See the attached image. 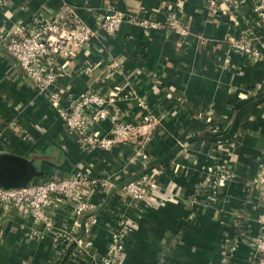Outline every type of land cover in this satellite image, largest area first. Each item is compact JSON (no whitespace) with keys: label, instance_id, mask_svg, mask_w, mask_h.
I'll use <instances>...</instances> for the list:
<instances>
[{"label":"crops","instance_id":"crops-1","mask_svg":"<svg viewBox=\"0 0 264 264\" xmlns=\"http://www.w3.org/2000/svg\"><path fill=\"white\" fill-rule=\"evenodd\" d=\"M206 4L0 0V155L34 159L44 172L34 182L92 164L90 175L99 178L91 198L95 214L84 221L95 219L92 253L112 250L113 227L123 217L130 222L124 264H248L253 253L248 239L258 235L264 211V56L253 60L230 40L257 37L256 46L264 53V23L254 0H245L233 19L227 12L212 16ZM113 9L156 21L173 11L189 33L126 22L107 36L99 23ZM72 12L97 34L76 47L74 56L60 55L61 63L70 60L54 88L70 86L74 95L89 87L108 93L118 89L111 113L141 125L132 140L111 149H81L47 95L23 76L5 46L4 37L20 33L35 17ZM111 61L118 64L115 75L109 74ZM146 115L153 123L145 124ZM111 126L110 118L96 125L106 136ZM144 167L161 185L158 198L123 197L115 186ZM22 210H0V264H58L74 231L81 232L72 204L61 202L47 210L52 231ZM77 249H71L64 264H97L77 259Z\"/></svg>","mask_w":264,"mask_h":264},{"label":"built area","instance_id":"built-area-1","mask_svg":"<svg viewBox=\"0 0 264 264\" xmlns=\"http://www.w3.org/2000/svg\"><path fill=\"white\" fill-rule=\"evenodd\" d=\"M244 1L207 0L206 5L212 16L227 12L233 19ZM254 11L260 22L264 23V0H254ZM126 22L135 23L147 29L164 27L183 36H187L189 33L188 27L173 11L166 15L164 21H156L141 19L138 15L113 9L102 15L99 28L105 35L113 36ZM96 34L97 31L91 29L76 13L72 12L71 15L66 16L62 14L50 17L37 16L20 33L16 32L4 37L8 52L47 95L59 115L66 122L70 132L77 137L83 150L111 149L118 142L132 140L141 125L120 119L117 111L114 114L111 113V110L116 108L118 89L108 93L89 87L74 95L70 86L61 89L54 88L58 77L63 74L65 66L70 60H66V63L63 64L59 61L60 55L74 56V49L86 45ZM230 41L235 49L253 60H261L264 56L262 48L256 46L257 37L231 39ZM118 71V64L111 61L109 74L115 75ZM140 105L145 107V101L140 102ZM107 118L112 121L109 136L103 135L96 127ZM143 118L145 124L154 121L150 115ZM180 145L183 146L184 143H180ZM83 167L88 168L85 170H81V168L80 171L68 177H57L36 182L25 188L0 189V210L5 212L10 206L23 209L22 211L31 213L38 220L44 222L47 229L50 230L53 226V220L47 210L57 206L58 203L65 202L72 204V215L77 227H79L81 216L91 208V198L98 187L99 180V178H92L90 175V171L93 170L92 164ZM218 171L222 172V175L225 170L220 168ZM206 179L209 180V177ZM260 181L264 196V168L260 175ZM160 188V183L155 180L153 172L148 169L124 182L119 188V192L123 197L146 202L150 198L157 199L161 193ZM93 219L94 217L91 216L88 223H92ZM258 222L260 229L258 235L248 239L253 246V253L248 264H264V211L259 215ZM129 224L127 218L120 219L118 223L120 227H125V233H127ZM117 235L119 232L114 233L113 238L119 241ZM77 236L78 231L76 229L71 239ZM123 239L124 237L121 238V243ZM117 248L119 251L114 250L122 252V244L118 245Z\"/></svg>","mask_w":264,"mask_h":264},{"label":"water","instance_id":"water-1","mask_svg":"<svg viewBox=\"0 0 264 264\" xmlns=\"http://www.w3.org/2000/svg\"><path fill=\"white\" fill-rule=\"evenodd\" d=\"M15 59V58H14ZM17 67L21 70L23 76L32 84L34 87H36L41 93L43 92L40 87L30 78V76L26 73L25 69L18 63V61L15 59ZM44 93V92H43ZM48 98V97H47ZM49 101L50 108L55 112V114L62 120L63 125L67 132L69 134H72L70 130L68 129V126L66 122L63 120V118L59 115L56 108L52 105V103ZM149 169V167H144V170L141 172H145ZM76 173V172H75ZM75 173L70 174H61L54 176L50 179H54L57 177H68ZM140 173V174H141ZM44 172L39 170L36 162L32 158L28 157H22L15 154H9V153H3L0 155V189L2 190H10V189H19V188H25L28 187L36 182L34 180L39 179L42 177ZM139 174V175H140ZM46 179L44 181L50 180ZM129 180V179H128ZM126 180V181H128ZM125 181V182H126ZM124 183V182H123ZM123 183H120L115 186V189H119ZM95 213L91 211V208L87 210L81 217V232L79 235L73 239H71L66 246L65 252L62 255L61 259L59 260L58 264H64L66 261V258L71 251V249L78 244L83 243L82 237H83V226L84 221L87 219L88 216L94 215ZM250 258L248 259L249 262Z\"/></svg>","mask_w":264,"mask_h":264},{"label":"rangeland","instance_id":"rangeland-1","mask_svg":"<svg viewBox=\"0 0 264 264\" xmlns=\"http://www.w3.org/2000/svg\"><path fill=\"white\" fill-rule=\"evenodd\" d=\"M82 217V216H81ZM123 217H120L116 220V223L114 225V233H118L119 235H117V237L120 239L119 241L113 237H111L112 239V245H113V250H109L106 251L103 254H99L98 252H95L90 250L89 247L92 246V238H93V234L91 232L90 227L92 226V224H94V220L92 223H88V221H86L85 224V229H84V234L82 237L83 243L76 245L77 249V254L76 258L82 261H96L97 264H124L125 262V258H126V254L123 251V247H124V240L127 233H125V227H120V225H118V223L120 222V219H122ZM87 226V227H86ZM53 228V227H52ZM52 228L50 229V231H52ZM116 231V232H115ZM124 237L123 242L121 243V238ZM59 240V239H58ZM60 241V240H59ZM57 243V242H56ZM122 244V252H117L119 251L117 246ZM111 245V244H110ZM117 251H115V250Z\"/></svg>","mask_w":264,"mask_h":264},{"label":"trees","instance_id":"trees-1","mask_svg":"<svg viewBox=\"0 0 264 264\" xmlns=\"http://www.w3.org/2000/svg\"><path fill=\"white\" fill-rule=\"evenodd\" d=\"M64 252H65V251H63V254H64ZM71 254H72V253H71V251H70L69 254H68V256H67V258H66V260H68V258L71 256ZM59 260H60V259H59ZM58 262H59V261H58ZM64 263H65V262H64Z\"/></svg>","mask_w":264,"mask_h":264}]
</instances>
